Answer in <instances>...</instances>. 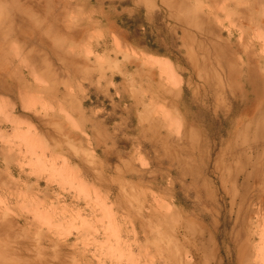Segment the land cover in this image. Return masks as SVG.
<instances>
[{"label": "rangeland", "instance_id": "rangeland-1", "mask_svg": "<svg viewBox=\"0 0 264 264\" xmlns=\"http://www.w3.org/2000/svg\"><path fill=\"white\" fill-rule=\"evenodd\" d=\"M0 264H264V0H0Z\"/></svg>", "mask_w": 264, "mask_h": 264}, {"label": "trees", "instance_id": "trees-1", "mask_svg": "<svg viewBox=\"0 0 264 264\" xmlns=\"http://www.w3.org/2000/svg\"><path fill=\"white\" fill-rule=\"evenodd\" d=\"M105 13L110 16V19L115 21L119 29L116 33L127 43L132 45L139 51L148 50L157 55L168 56L170 51L160 46V39L158 36L151 35L149 32L143 33V29H150L149 18L144 15L142 9H138L134 16L129 17L124 15L122 17L115 15L111 10L105 9Z\"/></svg>", "mask_w": 264, "mask_h": 264}, {"label": "bare ground", "instance_id": "bare-ground-1", "mask_svg": "<svg viewBox=\"0 0 264 264\" xmlns=\"http://www.w3.org/2000/svg\"><path fill=\"white\" fill-rule=\"evenodd\" d=\"M148 1V0H147ZM150 56L151 57H154V58H157V59H159V60H155V61H148V63L151 65V66H153V67H156L158 70H160V72H162V73H164V74H166L167 76H168V79H167V81H171L172 80V78H174V72H173V67H172V64H171V62H170V60L168 59V58H166V57H160V56H156V55H152V54H150ZM160 59H163V60H160ZM176 81V80H175ZM170 84H173V83H171V82H169ZM175 83H180V82H175ZM168 85V84H167ZM169 86V85H168ZM173 86V85H172ZM175 88V87H174ZM171 89V88H170ZM169 89V90H170ZM175 91H174V93L176 92V89H174ZM171 91H172V89H171ZM173 93V92H172ZM173 118V117H172ZM176 119H177V121L176 122H179V120H178V118L177 117H175ZM175 119V120H176ZM173 120V119H172ZM178 127H180L179 126V124H178ZM194 230V229H193ZM171 252H175V251H171ZM190 253V252H189ZM130 255V254H129ZM172 255V254H171ZM170 255V256H171ZM169 256V257H170ZM185 257V256H184ZM189 258V257H188ZM154 262V261H153ZM172 262V261H171ZM188 263V262H187Z\"/></svg>", "mask_w": 264, "mask_h": 264}, {"label": "crops", "instance_id": "crops-1", "mask_svg": "<svg viewBox=\"0 0 264 264\" xmlns=\"http://www.w3.org/2000/svg\"><path fill=\"white\" fill-rule=\"evenodd\" d=\"M72 115H73L74 119H77V114L76 113H73Z\"/></svg>", "mask_w": 264, "mask_h": 264}]
</instances>
